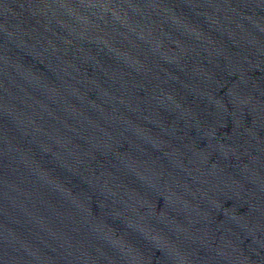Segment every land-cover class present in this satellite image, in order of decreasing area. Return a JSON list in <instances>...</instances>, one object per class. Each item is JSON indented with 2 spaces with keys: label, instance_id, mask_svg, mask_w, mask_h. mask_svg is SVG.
I'll return each mask as SVG.
<instances>
[{
  "label": "water",
  "instance_id": "95a60500",
  "mask_svg": "<svg viewBox=\"0 0 264 264\" xmlns=\"http://www.w3.org/2000/svg\"><path fill=\"white\" fill-rule=\"evenodd\" d=\"M0 264H264V0H0Z\"/></svg>",
  "mask_w": 264,
  "mask_h": 264
}]
</instances>
